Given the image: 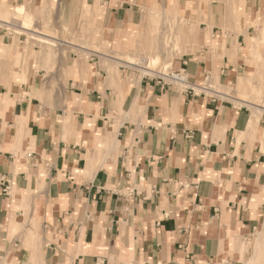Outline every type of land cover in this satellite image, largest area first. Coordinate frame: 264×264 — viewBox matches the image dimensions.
Returning a JSON list of instances; mask_svg holds the SVG:
<instances>
[{"label": "crops", "instance_id": "crops-1", "mask_svg": "<svg viewBox=\"0 0 264 264\" xmlns=\"http://www.w3.org/2000/svg\"><path fill=\"white\" fill-rule=\"evenodd\" d=\"M161 2L0 0V16H33L0 19V264H264V110L131 77L121 59L146 61ZM238 63L179 65L198 84L217 64L246 93Z\"/></svg>", "mask_w": 264, "mask_h": 264}, {"label": "rangeland", "instance_id": "rangeland-1", "mask_svg": "<svg viewBox=\"0 0 264 264\" xmlns=\"http://www.w3.org/2000/svg\"><path fill=\"white\" fill-rule=\"evenodd\" d=\"M164 1L161 2V5L156 4L148 9L145 15L147 29L142 35V43L145 47L141 55L146 61L140 63L138 61L140 56L133 58L139 65L147 64L154 72L144 75L137 68L131 67V77L137 74V78L142 76L153 78L161 72L180 70L183 66H180L179 62H182L183 59L202 55L205 52L212 56L213 62L223 55H228L231 63L236 65L238 61V64L241 65L236 80L239 77L249 86L246 93H236L233 87L237 81H232L227 86L218 80L217 64H213L214 69L206 78L207 83L216 91L228 95H216L218 98L230 101L235 106H247L260 115L264 110V0H237L239 3H236L235 0ZM226 18L228 19L226 20ZM0 19L13 20L14 23L20 20L23 27H30L33 22V16L26 13L21 6L11 14L0 16ZM181 24L187 27L186 31L190 33L191 38L194 37L190 38L191 41L187 43L183 42L184 44L176 36V30ZM211 28L214 29L212 33ZM9 29L13 28L9 27ZM42 31L54 35L47 30ZM19 32L24 33L27 40L37 39L42 47L54 44L49 39ZM239 34L244 36L240 40V44L236 42V37ZM55 35L57 34L55 33ZM70 39L74 43H81L78 39ZM220 40L223 43L222 50L217 45ZM226 41L229 44L228 47H224ZM158 50L160 53L156 54ZM121 59L131 60L132 58L122 56ZM122 65L126 66L124 63ZM203 82H205L204 79L200 80L198 84Z\"/></svg>", "mask_w": 264, "mask_h": 264}, {"label": "built area", "instance_id": "built-area-1", "mask_svg": "<svg viewBox=\"0 0 264 264\" xmlns=\"http://www.w3.org/2000/svg\"><path fill=\"white\" fill-rule=\"evenodd\" d=\"M157 83L163 87H173L179 90L181 93L195 95V96H203L206 98H216L219 94L210 84L207 83L205 77L203 83L195 84L190 81L188 74L182 68L180 70L169 71L166 73H159L155 77H153ZM217 95V96H216ZM227 96L226 94H223ZM9 184L5 183L3 187V192L8 194Z\"/></svg>", "mask_w": 264, "mask_h": 264}, {"label": "bare ground", "instance_id": "bare-ground-1", "mask_svg": "<svg viewBox=\"0 0 264 264\" xmlns=\"http://www.w3.org/2000/svg\"><path fill=\"white\" fill-rule=\"evenodd\" d=\"M219 1V0H218ZM236 1V3H239V1H237V0H235ZM169 6H170V4H169ZM223 9V8H222ZM224 11V10H223ZM222 11V12H223ZM228 18H226V20H227ZM9 24V23H8ZM189 24V23H188ZM187 24V25H188ZM10 25V24H9ZM186 25V24H185ZM230 26V25H229ZM163 28H164V26H163ZM13 30V29H12ZM15 30V29H14ZM187 30V27L186 26H184L183 24H181L180 26H178V29L176 30L177 31V33H176V36L178 37V38H180V42H185V43H187V42H189V41H191V40H189L190 38H191V35H190V33H188V31H186ZM175 31V32H176ZM17 33V32H16ZM15 33V34H16ZM37 37V36H36ZM194 38V37H193ZM193 38H191V39H193ZM184 44V43H183ZM181 45V44H180ZM184 46V45H183ZM158 53H160L159 52V50L157 51V53L156 54H158ZM263 62V61H262ZM125 63V62H124ZM126 63L127 64H129V65H131V66H133V67H135V68H137L140 72H141V74H147V75H150V74H152L153 72H154V70L153 69H151L150 68V66H148L147 64H145V65H139L136 61H134V59L132 58L131 60H127L126 61ZM142 63V62H141ZM258 63V62H257ZM262 64V63H261ZM264 64V63H263ZM260 65V64H259ZM195 84H197V83H195ZM198 85V84H197ZM224 93H220V91H219V94L218 95H223ZM227 95V94H226ZM228 96V95H227ZM229 97H231L232 98V96H229ZM237 99V98H236ZM235 100V99H234ZM237 100H240V99H237Z\"/></svg>", "mask_w": 264, "mask_h": 264}]
</instances>
